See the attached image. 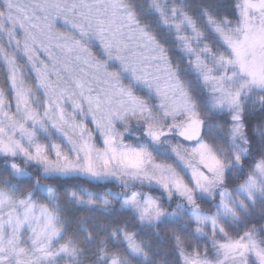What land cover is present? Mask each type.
<instances>
[{"label": "snow or ice", "instance_id": "snow-or-ice-1", "mask_svg": "<svg viewBox=\"0 0 264 264\" xmlns=\"http://www.w3.org/2000/svg\"><path fill=\"white\" fill-rule=\"evenodd\" d=\"M257 113L264 0H0V264H264Z\"/></svg>", "mask_w": 264, "mask_h": 264}, {"label": "trees", "instance_id": "trees-1", "mask_svg": "<svg viewBox=\"0 0 264 264\" xmlns=\"http://www.w3.org/2000/svg\"><path fill=\"white\" fill-rule=\"evenodd\" d=\"M193 2H198V0H193ZM220 4H221V8L222 10H228L229 9V5H230V0H220ZM261 120H264V114L262 113H257L255 116L249 117L248 118V123H249V131H251V125L254 123H257ZM260 210V207H257V211ZM74 214L77 217L83 216L85 215V213L81 210V211H75ZM162 236H167L166 232H162L161 233ZM167 252L166 248H162L161 249V258H163L165 256V253Z\"/></svg>", "mask_w": 264, "mask_h": 264}]
</instances>
